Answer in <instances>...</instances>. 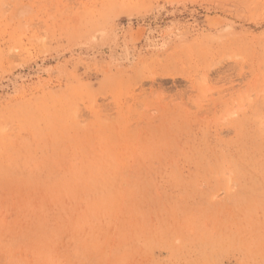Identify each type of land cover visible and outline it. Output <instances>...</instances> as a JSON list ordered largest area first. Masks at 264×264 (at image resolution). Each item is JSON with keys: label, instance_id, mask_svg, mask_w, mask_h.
Returning <instances> with one entry per match:
<instances>
[{"label": "rangeland", "instance_id": "1", "mask_svg": "<svg viewBox=\"0 0 264 264\" xmlns=\"http://www.w3.org/2000/svg\"><path fill=\"white\" fill-rule=\"evenodd\" d=\"M0 264H264V0H0Z\"/></svg>", "mask_w": 264, "mask_h": 264}]
</instances>
